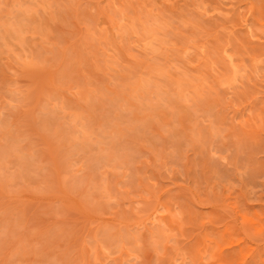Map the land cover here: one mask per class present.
<instances>
[{"label":"rangeland","instance_id":"rangeland-1","mask_svg":"<svg viewBox=\"0 0 264 264\" xmlns=\"http://www.w3.org/2000/svg\"><path fill=\"white\" fill-rule=\"evenodd\" d=\"M0 264H264V0H0Z\"/></svg>","mask_w":264,"mask_h":264},{"label":"bare ground","instance_id":"bare-ground-1","mask_svg":"<svg viewBox=\"0 0 264 264\" xmlns=\"http://www.w3.org/2000/svg\"><path fill=\"white\" fill-rule=\"evenodd\" d=\"M231 61H233V60H231ZM233 66H234V65H233ZM235 70H236V69H234L233 71L235 72ZM155 223H156V222H155Z\"/></svg>","mask_w":264,"mask_h":264}]
</instances>
